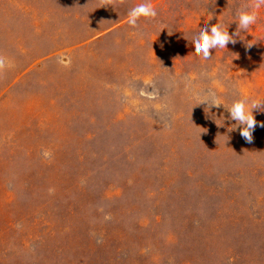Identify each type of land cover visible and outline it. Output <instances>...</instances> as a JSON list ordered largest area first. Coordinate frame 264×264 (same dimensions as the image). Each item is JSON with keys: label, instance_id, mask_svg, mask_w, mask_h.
Masks as SVG:
<instances>
[{"label": "rangeland", "instance_id": "rangeland-1", "mask_svg": "<svg viewBox=\"0 0 264 264\" xmlns=\"http://www.w3.org/2000/svg\"><path fill=\"white\" fill-rule=\"evenodd\" d=\"M142 2L0 0V56L25 67L55 51L44 67L57 70L92 38L64 59L90 72L96 104L85 124H55V140L0 124V264H264V112L249 143L223 106L198 105L208 89L226 105L264 98V6L244 40L202 61L188 37L199 23L234 33L256 0H150L158 16L134 28Z\"/></svg>", "mask_w": 264, "mask_h": 264}, {"label": "crops", "instance_id": "crops-1", "mask_svg": "<svg viewBox=\"0 0 264 264\" xmlns=\"http://www.w3.org/2000/svg\"><path fill=\"white\" fill-rule=\"evenodd\" d=\"M0 29L3 30L5 28L2 26ZM4 39L5 34L0 35V43ZM89 40L82 41L78 45L66 47L61 57L57 58V70H55V62L52 63L49 70L44 67V64L51 59L49 57L55 59V51L45 57L37 56V59L26 67L23 66L25 61L24 63L19 61L20 56H9L7 57L8 59L5 56H0V60L6 64L5 70L0 68V108L4 106L8 111H12V116H5L3 120L1 119L0 124H14L17 129L19 127L16 124H21L20 128L26 127V130H31L30 127L37 124V127L50 130L48 135L50 134L49 139L52 140H55V124H59V126L60 124H76L77 117H79V120L77 119L78 124H85L89 120L90 112L92 111L91 107L93 108L96 105L93 102L85 103L83 99L91 96L89 89L87 91V86L93 77L88 74L90 72L87 70L81 71L80 66L70 62L68 59H64V56H68L69 51L72 49L83 48ZM37 46L39 47V45ZM32 52L34 55L35 49ZM28 54L25 55V60ZM21 64L22 67H20ZM81 65L86 66L85 63ZM75 66H78V69ZM32 71H35L34 74H36L34 80H30L33 77ZM45 71L47 73L46 76ZM23 79H26V81L22 82ZM28 89L31 90L29 91ZM35 113H39L41 116L38 119H34L33 115ZM13 132L15 131L12 126L9 129L10 135ZM6 137L5 134H1L0 140L2 138L3 143L7 145L9 140Z\"/></svg>", "mask_w": 264, "mask_h": 264}, {"label": "clouds", "instance_id": "clouds-1", "mask_svg": "<svg viewBox=\"0 0 264 264\" xmlns=\"http://www.w3.org/2000/svg\"><path fill=\"white\" fill-rule=\"evenodd\" d=\"M264 6V0H256L252 5L244 6L237 11L238 22L237 30L234 33L229 32V27H225L220 19L218 23L209 26V22L212 20L214 15L206 16L203 23H199L191 36H193L194 44L196 50L202 54V61H208L212 58V50L215 49H225L228 47L229 43L236 44L237 38L244 40L242 33H245L249 28L257 23L258 20V9ZM158 16L157 9L151 4L150 0H144V2L133 7L128 14V23L132 27H137L138 22L141 18L152 19ZM169 29V35L172 34L173 26H164L163 29ZM251 47V44H248ZM4 66V61L0 60V67ZM190 77L189 79H191ZM153 90L146 91L141 89L140 94L147 97L148 99H155L157 93L154 85H151ZM206 104L208 109L211 110L213 107L223 106L229 115L228 120L235 121L236 123L229 128V131L239 127L241 136L247 141L252 142L253 132L257 126V120L255 117V112H264V98L253 97L240 94V97L234 100L230 105H226L221 97L218 96L215 89H208L202 95L198 96V105ZM220 119L225 122V117L221 116ZM217 123V122H216ZM234 126V127H233ZM261 127H264V122H261Z\"/></svg>", "mask_w": 264, "mask_h": 264}]
</instances>
